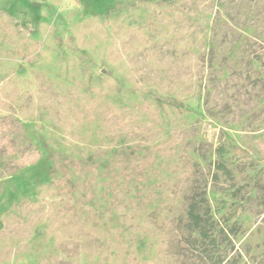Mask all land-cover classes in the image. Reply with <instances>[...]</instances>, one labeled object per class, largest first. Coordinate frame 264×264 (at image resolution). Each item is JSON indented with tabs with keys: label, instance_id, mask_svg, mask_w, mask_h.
<instances>
[{
	"label": "rangeland",
	"instance_id": "rangeland-1",
	"mask_svg": "<svg viewBox=\"0 0 264 264\" xmlns=\"http://www.w3.org/2000/svg\"><path fill=\"white\" fill-rule=\"evenodd\" d=\"M160 1L0 0V264H264V0Z\"/></svg>",
	"mask_w": 264,
	"mask_h": 264
},
{
	"label": "trees",
	"instance_id": "trees-1",
	"mask_svg": "<svg viewBox=\"0 0 264 264\" xmlns=\"http://www.w3.org/2000/svg\"><path fill=\"white\" fill-rule=\"evenodd\" d=\"M194 1L195 0H182V1L181 0L180 1H178V0L177 1L161 0L158 4L161 5V6H168L169 8H172L174 10L176 8L177 4L183 6L184 8L192 7ZM181 2L183 3V5H182ZM115 11H116V8H114V7L113 8H110V10H109V12H115ZM219 148L217 149V151H218V154L217 155L220 158L221 155H220V149ZM68 180H69V177L66 174V175H64V177L61 180H59L58 182H56V184H64V186H65V185H67ZM60 190L63 191L65 189H60Z\"/></svg>",
	"mask_w": 264,
	"mask_h": 264
}]
</instances>
